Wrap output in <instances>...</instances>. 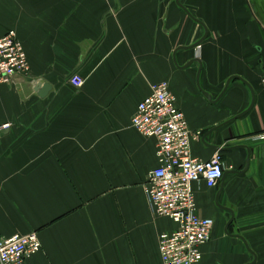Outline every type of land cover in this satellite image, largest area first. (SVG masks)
Wrapping results in <instances>:
<instances>
[{"label": "crops", "instance_id": "0c3cea01", "mask_svg": "<svg viewBox=\"0 0 264 264\" xmlns=\"http://www.w3.org/2000/svg\"><path fill=\"white\" fill-rule=\"evenodd\" d=\"M181 2L205 26L176 0H0V38L15 30L31 65L0 83V239L36 231L26 264H163L178 225L151 210L157 140L131 125L162 81L201 133L193 156L231 171L194 184L214 220L197 264H264V0Z\"/></svg>", "mask_w": 264, "mask_h": 264}, {"label": "built area", "instance_id": "2783aa9c", "mask_svg": "<svg viewBox=\"0 0 264 264\" xmlns=\"http://www.w3.org/2000/svg\"><path fill=\"white\" fill-rule=\"evenodd\" d=\"M30 71L28 55L17 32L8 31L0 38V83L11 84L16 76H28ZM84 82L78 74L70 78L71 85L77 88ZM131 125L157 140L159 165L149 173L145 183L151 210L178 225L173 232L159 237L163 264H197L203 257L202 247L211 240L214 220L199 213L194 184L205 181L210 188L218 186L224 174L222 154L215 152L209 160L193 156L192 140L201 133L194 134L190 130L167 81L152 85L150 94L139 103L132 116ZM42 247L36 231L0 239V263L26 264Z\"/></svg>", "mask_w": 264, "mask_h": 264}, {"label": "water", "instance_id": "95a60500", "mask_svg": "<svg viewBox=\"0 0 264 264\" xmlns=\"http://www.w3.org/2000/svg\"><path fill=\"white\" fill-rule=\"evenodd\" d=\"M182 0H176V3L182 8V9H184L190 16H192L197 22H199V23H201L202 25H204L200 20H198L197 18H195L193 15H192V13L182 4V2H181ZM205 26V25H204ZM206 28V27H205ZM206 33H207V29H206ZM207 35V34H206ZM206 35L204 36V38H202L201 40H199V41H197L195 44H193V45H191V46H187V47H181V49H192V48H198L199 46H200V44L202 43V41L206 38ZM195 61H200L198 58H195L194 60H192V62H189L188 64H187V66H189L191 63H193V62H195ZM187 66H185V67H187ZM239 79H241V78H239ZM230 81H231V79L227 82V84H226V87H225V90L227 89V87H228V85H229V83H230ZM50 89V85L49 84H47V83H45L44 85H43V87H42V92L40 91L39 92V94H40V96H43L45 93H47V91ZM224 90V91H225ZM208 95V94H207ZM211 96H209L208 95V98H210ZM246 114V112L245 113H243V114H241L240 116H238L237 118H239V117H241V116H243V115H245ZM239 147V146H238ZM223 150H226V148H222ZM235 149H237V148H235ZM249 160H250V155H248V158H247V167H248V164H249ZM229 173H231V171H229V170H226L225 172H224V174H223V177L224 176H226L227 174H229ZM223 177H222V182H223ZM217 205L218 206H220L219 204H218V202H217ZM220 207H222V206H220ZM226 211H227V216L230 218V221L229 222H231L232 220H233V212H232V210L230 209V208H224Z\"/></svg>", "mask_w": 264, "mask_h": 264}]
</instances>
